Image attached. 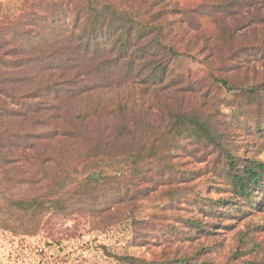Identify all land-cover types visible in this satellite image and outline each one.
Listing matches in <instances>:
<instances>
[{
    "label": "trees",
    "instance_id": "obj_1",
    "mask_svg": "<svg viewBox=\"0 0 264 264\" xmlns=\"http://www.w3.org/2000/svg\"><path fill=\"white\" fill-rule=\"evenodd\" d=\"M258 4L257 0H208L190 8L175 0L0 4V229L34 236L48 216L88 211L101 218L122 203H127L122 211L136 222L132 212L138 191H148L143 189L147 185L168 186L172 211L186 194V203L198 208V218L162 220L159 234L166 241L191 243L199 234L210 233L204 230L208 219L222 222L233 208L251 214L264 207V79L250 84L226 77L244 64L264 60V16L259 17ZM253 6L258 11L235 19ZM205 16L218 26L214 61L203 75L187 68L178 72L177 63L191 51L179 49L182 40H170L168 17H179L197 29L199 18ZM177 30L181 37L184 28ZM119 78L142 84L140 104L121 89ZM221 90L239 106H255L251 130L246 129L255 144L245 145L244 156L233 148L230 133L210 119L209 109L218 104L216 94ZM197 155L214 157V179L223 180L229 199L214 201L192 191L201 176L181 160ZM224 210L227 213L221 216ZM135 238L138 241L137 233ZM198 255L177 245L160 261L129 256L121 260L209 264Z\"/></svg>",
    "mask_w": 264,
    "mask_h": 264
},
{
    "label": "rangeland",
    "instance_id": "obj_2",
    "mask_svg": "<svg viewBox=\"0 0 264 264\" xmlns=\"http://www.w3.org/2000/svg\"><path fill=\"white\" fill-rule=\"evenodd\" d=\"M10 1L12 0H0V4L4 6ZM175 1L184 8H190L208 0ZM257 1L259 17H262L264 0ZM255 11H258L255 6L244 8L235 15V19L244 20ZM168 18L172 27L170 40L173 41L174 37L178 41L182 40L181 45H178L179 49L191 51V55L186 56L183 62L177 63V71L181 72L182 69L187 68L186 70L191 72L205 74L208 64L214 61L215 46H218L214 41L218 31L216 21L210 17H201L198 28L195 29L196 27L190 26L179 17ZM180 27L184 28L181 37L175 33L179 32L177 29ZM226 77L230 80L245 79L250 84L264 79V60L244 64L240 69L227 73ZM117 83L140 104L143 86L138 80L119 78ZM166 94L172 95L173 92L166 91ZM216 100L218 104L209 109L210 119L219 123L221 130L230 133L233 148H236L238 155L244 156L247 153L244 151L245 145L255 144L246 133L247 130H251L250 113L255 106L237 105L229 92L224 90L218 91ZM261 109L264 110V102L261 103ZM58 114H60L59 123L63 124L64 110L61 109ZM213 158L210 155L204 158L199 155L186 156L181 162L185 166L195 168L200 174L201 181L197 179L198 183L192 190L198 196H207L214 201L229 199L231 193L223 184V180L214 179L216 171ZM113 175L111 173V176ZM143 189L148 191L143 193L138 191V202L132 212L137 223L122 211L127 209V203H122L101 218H94V214L88 211L74 212L66 217L48 216L34 236L18 235L0 229V264H127L121 260L125 256L151 262L160 261L171 255L177 245L184 251H198L199 260L204 259L209 264H264L263 206H260L259 210H253L251 214L247 210L239 214L233 208L222 222L208 219L204 230L210 233L199 234V238L191 243L188 241L179 243L174 239L166 241L160 236L158 226L162 220L173 222L176 216L198 218L200 215L197 206H189L186 203L188 196L186 194L179 201V208L172 211L166 196L168 186L154 188L152 185H147ZM110 213L112 214L108 217ZM226 213L227 210H224L221 216ZM141 222L142 224L138 225ZM136 233L138 241L135 238ZM248 235L253 236L255 245L251 241L249 243Z\"/></svg>",
    "mask_w": 264,
    "mask_h": 264
},
{
    "label": "built area",
    "instance_id": "obj_3",
    "mask_svg": "<svg viewBox=\"0 0 264 264\" xmlns=\"http://www.w3.org/2000/svg\"><path fill=\"white\" fill-rule=\"evenodd\" d=\"M40 251H41V249H40Z\"/></svg>",
    "mask_w": 264,
    "mask_h": 264
}]
</instances>
